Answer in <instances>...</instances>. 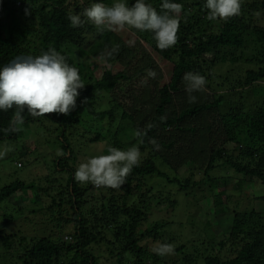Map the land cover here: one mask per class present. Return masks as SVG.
Wrapping results in <instances>:
<instances>
[{"label": "trees", "instance_id": "obj_1", "mask_svg": "<svg viewBox=\"0 0 264 264\" xmlns=\"http://www.w3.org/2000/svg\"><path fill=\"white\" fill-rule=\"evenodd\" d=\"M94 2L110 6L114 0H0V68L17 56H37L53 47L79 69L85 83L78 89L76 108L68 115L33 118L23 113L20 128L51 124L47 134L66 153L63 157L55 153L52 166L68 176L58 188L16 180L0 189V205H12L0 208V264H99L102 250L114 264H264V213L245 207L238 211V201L230 204L232 198L223 189L230 173L239 177V189L244 181L264 185V27L256 18L264 11V0H242L241 14L226 22L206 18V0H172L182 4L183 10L177 43L167 50L156 47L150 32L132 30L136 40L129 45L112 31L98 32L91 23L72 27L69 14H79ZM146 2L160 11L162 0ZM116 44L120 50L107 63H119L125 69L116 73L105 69L96 77L89 60ZM148 48L172 64L167 83L162 82L163 72ZM241 66L247 69L241 71ZM150 69L156 72L153 82L133 98L130 112L124 110L119 93ZM187 72H198L208 81L204 91L191 93L195 103L189 102L185 90ZM101 96L107 97L105 110H98ZM14 111H0V143L15 141L21 134L20 130L4 131L10 128ZM162 116L164 122L159 119ZM150 123L154 127L139 145L141 163L122 189L96 188L74 180V140L81 141L77 148L99 143L128 148L136 143L133 130ZM182 167L201 172L202 178L181 180L176 173ZM224 168L231 169L228 175L216 172L220 176H213L214 170ZM153 177L178 186L177 191L186 196L195 190L198 200L211 198L216 213L231 212L227 233L214 243L208 222L200 231L193 229L194 223L185 230L175 221L142 230L156 186L150 184ZM86 194H92L87 203ZM20 199L39 203L41 209L36 211L47 216L41 237L4 233L2 225L15 220L7 210L14 213L15 208L17 215L24 209L15 205ZM166 202L165 213L177 205L170 199ZM190 203L191 208L197 207V199ZM175 224L180 233L171 230ZM67 225L73 227L65 235L67 240L51 238L54 229ZM157 241L171 243L174 254L153 253Z\"/></svg>", "mask_w": 264, "mask_h": 264}, {"label": "clouds", "instance_id": "obj_2", "mask_svg": "<svg viewBox=\"0 0 264 264\" xmlns=\"http://www.w3.org/2000/svg\"><path fill=\"white\" fill-rule=\"evenodd\" d=\"M204 7L209 21L226 22L241 14L242 0H206ZM182 10L183 5L172 0H162L160 11L146 0H134L131 5L127 0H114L110 6L94 2L79 14H69L68 20L72 27L91 23L98 32H150L156 47L167 50L177 43ZM25 13L29 14L30 10L26 9ZM128 43L132 44V41ZM119 50V44L110 49L106 46L99 56L100 61L107 63ZM147 77L154 79L156 72L148 70ZM183 79L186 81L185 90L189 93L188 100L195 103L196 96L191 93L204 91L208 81L198 72H187ZM146 82L144 80L141 83ZM84 86L79 69L69 65L65 55L53 47L37 56H17L0 68V111L15 109L10 128L4 131H19V126L24 124V112L33 118L51 113L68 115L76 108V98L80 95L78 89ZM159 119L164 122L166 118L162 116ZM153 127L150 123L144 129H134L132 136L136 143L126 150L106 143V154L91 156L80 163L74 172V180L80 184L90 183L96 188L122 189L133 168L141 163L139 145ZM152 143L155 144V141ZM10 150V146H4L0 157ZM57 155L63 157L66 153L58 149ZM64 239L67 240V237ZM151 251L161 257L170 256L174 254V246L157 241Z\"/></svg>", "mask_w": 264, "mask_h": 264}, {"label": "rangeland", "instance_id": "obj_3", "mask_svg": "<svg viewBox=\"0 0 264 264\" xmlns=\"http://www.w3.org/2000/svg\"><path fill=\"white\" fill-rule=\"evenodd\" d=\"M256 18L257 24L264 27V11L261 12L259 16H256ZM114 33L125 43H128V41L131 40L133 44L136 40V36L132 31ZM148 52H150L152 58L163 72L162 82L167 83L172 70V64L159 58L153 51H151L150 48H148ZM89 63L91 68L94 69L96 77H99L105 69L111 70L113 73L125 69V67L119 63L113 65L104 63L100 61L99 57L91 58ZM245 69H247V67L241 66V71H244ZM144 80L147 82L142 84L141 82ZM152 82V78L145 76L144 78L140 77L138 80L134 79L129 86H125L123 92L119 93L117 97L118 100H120V104L122 105L123 109L130 112L133 98L138 96L142 89L147 85L149 86V84ZM106 98V96H101L98 110H105L108 108ZM50 125V123L30 124L27 127L20 128L21 134L17 140L4 141L0 143V151L3 150L4 146L11 147V150L8 151L6 155L0 157V189L16 180H21L24 183L34 184L36 187L37 185L42 187L52 185L55 188L58 185L64 183L63 181H65L66 176H68L67 172H56L52 166L53 155H55V153L57 154L58 146L55 143V139L47 134V131L51 128ZM80 142L81 141L74 140V145H72L75 147V157L78 161H73V163L71 162V164L74 165L77 163L76 166H72V168L75 170L80 163L85 162L89 157L103 154L105 149V143L89 145L88 147L84 146L82 148L78 146L77 148L76 145L80 144ZM229 147H233V145ZM123 149L126 150L127 146ZM227 170L231 169L224 168L220 170H214L213 176H220L216 172H220L222 176L228 175L229 171L227 172ZM176 174L181 180H200L202 178L201 172L197 173L195 170H186L185 167H182V169H180V171H178ZM192 174L193 176L195 175V178L192 177ZM231 174L233 173H230L227 176L225 180V187L223 188L226 190V194L232 198L230 204H232L234 201H238L236 207L238 211L245 210L243 209V207H245L248 210L254 209L258 212L264 213V200L259 199L260 197H264V185H261L260 183L250 184L249 182L244 181L241 186L242 189H239V177L237 175ZM150 184H153L151 186H156L149 196L150 198L149 205L147 206L146 220L142 224V230L152 227L153 224L156 223L160 224L161 222L175 221L174 223H177L185 230H188L190 227H192L191 224L194 223L196 224V227L193 229L200 231L202 229L201 225L208 222L211 225L209 232L213 236L212 240L214 243L221 239L222 235L227 233L229 230L232 223L233 214L228 211L216 213L215 208H213L211 198L206 197L202 200H198V197H194L195 190H189V195L186 196L183 192L177 191L178 186L167 184L165 181L154 177L151 178ZM214 193L216 194V189ZM28 194V196L32 195V193ZM91 195L92 194L85 195L86 203L91 200ZM245 195L250 196V198L245 199ZM194 198L197 199V211V207L195 205L192 206L193 208L190 207V202L194 201ZM167 199L175 201L177 205L175 204L173 210L165 213V211L168 209L166 202ZM4 205H7L8 208L12 206L10 203L6 202L5 204L0 205V208H2ZM15 205L22 206L24 209H21L22 211H18L17 215L15 208L13 209L14 213L11 209L7 210L13 214L15 220L7 221L6 225H2L4 233H14L18 234L20 237L26 236L27 238L41 237L42 223L43 221L48 223V220L47 216L42 215L41 213L39 214V211H36V209H41L40 204H27L26 202H23L22 199H20ZM178 225H173L171 230L180 233ZM72 230L73 227L71 225L54 229V231L51 232V238L58 239L59 237H64L65 235L70 234ZM113 261L114 260L109 259L104 250H102L101 256L99 258V264H114Z\"/></svg>", "mask_w": 264, "mask_h": 264}]
</instances>
